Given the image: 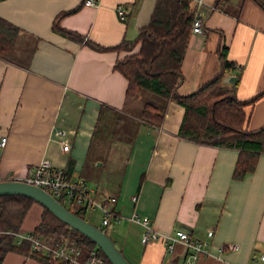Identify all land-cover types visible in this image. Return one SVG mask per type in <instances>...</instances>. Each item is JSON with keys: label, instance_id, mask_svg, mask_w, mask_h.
<instances>
[{"label": "crops", "instance_id": "crops-1", "mask_svg": "<svg viewBox=\"0 0 264 264\" xmlns=\"http://www.w3.org/2000/svg\"><path fill=\"white\" fill-rule=\"evenodd\" d=\"M84 1L0 0V16L22 28L11 58L0 56V138L7 136L0 145V173L25 176L48 158L69 176L84 177L97 200L115 197L109 205L121 217L108 225V234L133 264H182L186 253L180 242L172 250L162 238L144 243V227L129 220L134 210L161 233L183 229L209 240L210 254H201L198 264H264V151L253 172L234 179L239 149L180 137L183 105L171 100L160 125L144 121L141 99L125 103L128 80L114 68L130 51L94 48L52 24L61 11L80 6L60 24L110 47L138 35L156 0ZM262 1L223 0L216 6L218 0H202L203 30L191 29L177 89L189 94L219 75L227 47L237 69L224 76L239 72L237 97L262 92L246 106L249 129L264 125ZM123 3L132 6L125 20L117 14ZM42 212L34 202L19 231H32ZM229 242L239 247L228 249ZM2 264L43 262L10 250Z\"/></svg>", "mask_w": 264, "mask_h": 264}, {"label": "trees", "instance_id": "trees-1", "mask_svg": "<svg viewBox=\"0 0 264 264\" xmlns=\"http://www.w3.org/2000/svg\"><path fill=\"white\" fill-rule=\"evenodd\" d=\"M222 1L218 0L216 6ZM262 4L264 5V1ZM79 7L58 13L53 20V29L97 49L130 51L116 59L114 68L128 80L125 103L141 99L140 117L144 121L160 125L168 103L171 100L176 101L185 108L178 130L180 137L199 143L238 148L239 155L232 174L234 179H242L256 169L259 157L264 151V125L256 129L248 128L249 114L246 106L253 103L262 92L242 100L235 93L236 83L227 85L223 82L225 72L237 69L236 64L227 57V47L224 46L220 53L222 70L219 75L192 93L181 94L177 90L183 79L181 65L191 34L194 0H156L149 22L139 29L138 35L134 39L124 38L110 47H102L81 33L60 24L62 17ZM21 30L19 25L0 16V56L11 58ZM137 45L139 47L136 50ZM235 73L239 77V72ZM57 199L86 218V210L83 207L72 208L65 203L63 197ZM34 202L40 203L25 195H0V264L10 250L33 256L43 264H64L34 251L29 240L18 239L16 233ZM41 205V221L33 231L43 233L47 237L70 233L80 240L85 249L98 247L99 252L112 263L95 241L70 227ZM107 226L101 228L106 233Z\"/></svg>", "mask_w": 264, "mask_h": 264}, {"label": "built area", "instance_id": "built-area-1", "mask_svg": "<svg viewBox=\"0 0 264 264\" xmlns=\"http://www.w3.org/2000/svg\"><path fill=\"white\" fill-rule=\"evenodd\" d=\"M86 5H96L94 0H85ZM202 0H195V9L193 13L192 31L202 32ZM132 6L129 4H119L117 6V14L121 20H125ZM64 134L65 131H59ZM7 136L0 138V145H5ZM70 142L67 140L63 147L69 149ZM5 179H20L25 182L36 184L51 192L56 198L63 197L66 202L74 206L83 207L86 212L88 210L99 209L102 213V224L109 225L113 220H119L121 215L111 208L109 203L115 200V197L109 198L108 202L97 200L92 194V188L88 185L84 177L73 178L68 175L63 167L56 166L45 158L38 163L28 175H3L0 173V181ZM138 196H132V200L136 201ZM129 220L140 223L144 227L142 241L148 243L151 240L162 238L172 250L176 242H180L185 246L186 253L182 264H198L201 254H210L208 248L209 240L196 239L189 235L186 230L177 229L173 233H161L153 228L149 220L139 215L134 210L129 216ZM18 239H27L30 241L32 249L38 253L51 257L52 260L63 262L64 264H113L101 254L98 247L85 249L80 240L70 233H60L52 236H45L43 233L29 231L17 233ZM208 236L214 235V228H210L207 232ZM228 249H237L239 247L236 242L226 244ZM255 259V254L253 255ZM259 259L264 260V253H261Z\"/></svg>", "mask_w": 264, "mask_h": 264}, {"label": "water", "instance_id": "water-1", "mask_svg": "<svg viewBox=\"0 0 264 264\" xmlns=\"http://www.w3.org/2000/svg\"><path fill=\"white\" fill-rule=\"evenodd\" d=\"M237 79V74H227L223 82L233 84ZM4 194H20L39 201L70 227L95 241L113 264H133L108 233L69 209L45 188L20 179H5L0 181V195Z\"/></svg>", "mask_w": 264, "mask_h": 264}, {"label": "rangeland", "instance_id": "rangeland-1", "mask_svg": "<svg viewBox=\"0 0 264 264\" xmlns=\"http://www.w3.org/2000/svg\"><path fill=\"white\" fill-rule=\"evenodd\" d=\"M65 203L72 207L75 208L74 205L69 204L68 202L65 201ZM85 217L87 220H89L90 222H92L93 224L103 228L104 225L102 224V213L99 209L96 210H88L85 214ZM108 231L110 230V227L107 226Z\"/></svg>", "mask_w": 264, "mask_h": 264}]
</instances>
